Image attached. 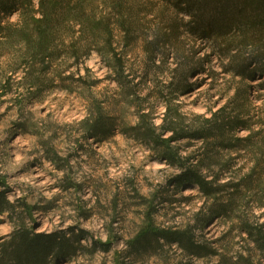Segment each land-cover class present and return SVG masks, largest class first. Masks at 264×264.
<instances>
[{
    "label": "rangeland",
    "instance_id": "374dc122",
    "mask_svg": "<svg viewBox=\"0 0 264 264\" xmlns=\"http://www.w3.org/2000/svg\"><path fill=\"white\" fill-rule=\"evenodd\" d=\"M104 2L93 0L99 16L127 21L112 28L128 86L80 24L59 32L46 71L49 60L32 65L21 40L0 38V193L11 204L0 209V264H25L13 250L24 235L54 240L47 264H264V76L235 75L212 41L182 27L150 45L188 17L160 0H128L130 11ZM79 38L91 52L77 61ZM232 118L246 126L229 131ZM97 123L108 133L93 137ZM165 148L189 161L170 164ZM198 168L214 195L181 180Z\"/></svg>",
    "mask_w": 264,
    "mask_h": 264
},
{
    "label": "trees",
    "instance_id": "16d2710c",
    "mask_svg": "<svg viewBox=\"0 0 264 264\" xmlns=\"http://www.w3.org/2000/svg\"><path fill=\"white\" fill-rule=\"evenodd\" d=\"M128 0H105L104 8L112 9L121 8L123 11H130L127 7ZM167 8H171L176 14L188 16V19H181L176 23H171L169 31L158 38L148 42L150 45L171 44L173 40L179 38L181 27L191 37L213 42L214 47L218 49L226 58H229V71L242 77H252L255 73L264 76V0H160ZM33 0H0V38L2 34L7 35V43L23 42L25 48L29 51L32 59V65L41 60L44 63L49 60L46 70L50 69L49 64L56 62L60 56L58 45L55 42L64 43L65 39L58 36L63 29L80 24L82 36H85L90 43L101 40L102 48L106 51L110 59V66L116 73L115 79L121 86H128L126 75L125 56L120 54L115 46V38L112 25L119 24L124 28L127 21L114 20L110 17L111 12H105L101 16L96 11L93 0H40L38 9L33 8ZM130 9V10H129ZM33 14L28 15V12ZM116 11V10H115ZM19 13V22L11 23L9 17L14 13ZM37 12V14H34ZM27 15V16H26ZM99 17V18H97ZM119 21V22H118ZM17 25V26H16ZM70 25V26H69ZM15 26V28H14ZM16 30L17 32H14ZM17 35V36H16ZM81 42L80 38L73 41L72 49L77 61L80 56L89 55L91 46L82 48L80 52L77 43ZM27 51V52H28ZM151 60L155 62L156 57L154 50H150ZM47 63V62H46ZM10 87V81L6 82ZM171 88V86H168ZM8 90H5L7 92ZM229 131L237 130L238 126L245 127L246 121L240 118L226 120ZM110 123L105 124L109 126ZM104 127V125H103ZM136 131H141L139 127H134ZM97 130L102 133H108L103 130L102 126L97 123L93 126L91 135L96 137ZM225 130V129H224ZM222 130V131H224ZM142 133L148 139L155 137L150 130H142ZM159 139V138H158ZM155 140V139H154ZM244 141V139H239ZM164 140H157L156 143L162 145ZM163 156L167 162L172 165L183 166L188 158H182L177 153H173L168 148L163 150ZM183 181H192L208 196L214 195L218 188H214L212 182H208L200 169L192 170L182 176ZM10 202L3 193H0V209L8 207ZM143 235H150V231ZM166 237L168 241H178L186 249L193 250V241L179 232L170 235L162 234L158 237ZM158 237L152 239L158 241ZM22 244H16L13 248L18 255L21 263L25 264H47L49 251L55 245L53 239H44L39 236L21 237ZM197 249V248H196Z\"/></svg>",
    "mask_w": 264,
    "mask_h": 264
},
{
    "label": "clouds",
    "instance_id": "9594fccd",
    "mask_svg": "<svg viewBox=\"0 0 264 264\" xmlns=\"http://www.w3.org/2000/svg\"><path fill=\"white\" fill-rule=\"evenodd\" d=\"M185 19H188V17H185ZM261 211H264V209H261ZM0 235H4L7 238V232L5 233H0Z\"/></svg>",
    "mask_w": 264,
    "mask_h": 264
}]
</instances>
